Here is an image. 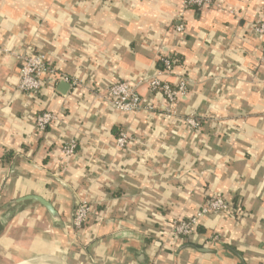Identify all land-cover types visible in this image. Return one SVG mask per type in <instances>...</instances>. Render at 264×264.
<instances>
[{
  "label": "crops",
  "instance_id": "1",
  "mask_svg": "<svg viewBox=\"0 0 264 264\" xmlns=\"http://www.w3.org/2000/svg\"><path fill=\"white\" fill-rule=\"evenodd\" d=\"M263 16L264 0L200 9L182 0H0V264H264V39L252 31ZM36 52L78 83L61 94L45 76L38 92L19 91L17 57ZM170 55L180 60L161 79L187 80L176 111L198 118V129L165 117L163 97L145 84L137 90L153 112L104 102L106 88L150 80ZM44 111L58 120L39 133L34 118ZM121 132L130 140L118 150ZM68 139L76 155L61 160ZM29 194L59 220L35 204L18 207ZM214 196L231 211L161 246L165 222ZM80 201L92 213L77 231Z\"/></svg>",
  "mask_w": 264,
  "mask_h": 264
},
{
  "label": "built area",
  "instance_id": "2",
  "mask_svg": "<svg viewBox=\"0 0 264 264\" xmlns=\"http://www.w3.org/2000/svg\"><path fill=\"white\" fill-rule=\"evenodd\" d=\"M213 3V0H182L186 8H204ZM182 26L175 27V31L181 33ZM253 33L264 39V16L252 24ZM171 56V55H170ZM170 56L159 58L160 70L150 80L122 81L117 82L106 88L104 95L101 96L106 104L113 110L131 114L137 112H153L154 105L145 103L138 93V88L145 84L152 93L160 94L163 97L162 114L168 118L179 119L188 129H198L200 121L194 115H180L176 111V104L188 94V82L185 78L181 79L176 85H171L161 79L162 74H170L173 69ZM20 61L18 70L17 89L24 93H36L43 86L45 76L53 78L56 82L63 81L71 85H76V80H70L67 76L56 72L48 64L47 58L43 53H26L17 57ZM259 66L264 67V48L259 58ZM58 120L53 112L44 111L34 118L35 130L43 133ZM130 137L126 132H121L116 138L115 145L118 150L124 149L129 143ZM77 151V141L68 139L60 144L59 153L61 160L73 158ZM231 204L221 196H214L208 199L203 206L193 215L186 219H175L164 223L163 232L159 236L161 246L170 249L176 239L188 238L195 232L199 223L211 213H227L231 211ZM92 213L91 205L86 201H80L72 218L74 230H80L88 221ZM218 240L213 236V241ZM153 264V263H151Z\"/></svg>",
  "mask_w": 264,
  "mask_h": 264
},
{
  "label": "water",
  "instance_id": "3",
  "mask_svg": "<svg viewBox=\"0 0 264 264\" xmlns=\"http://www.w3.org/2000/svg\"><path fill=\"white\" fill-rule=\"evenodd\" d=\"M70 85L68 83H65L63 81H60L58 86H57V91L60 92L61 94H66L67 91L69 90ZM56 182H58L59 184L64 185L60 180L55 179ZM15 203L17 204V206L19 207L20 205H24V204H35L38 205L40 207H42L50 216L51 220L53 222H57L59 220V215L57 213V210L54 208V206L45 198H43L40 195H36V194H29L23 197L18 198ZM14 209V212L10 211L7 214V217L11 216L13 213H16L18 211L19 208ZM131 235V234H129ZM155 245L158 247L160 245L159 242H156Z\"/></svg>",
  "mask_w": 264,
  "mask_h": 264
},
{
  "label": "trees",
  "instance_id": "4",
  "mask_svg": "<svg viewBox=\"0 0 264 264\" xmlns=\"http://www.w3.org/2000/svg\"><path fill=\"white\" fill-rule=\"evenodd\" d=\"M170 59H171V62H172V65H175L180 59L177 55H173V56H170ZM11 156L10 153H7L4 158H7V159H10L9 157ZM197 228V227H196Z\"/></svg>",
  "mask_w": 264,
  "mask_h": 264
}]
</instances>
